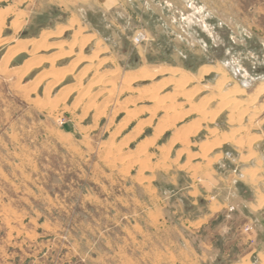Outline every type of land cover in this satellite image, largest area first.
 <instances>
[{
    "label": "rangeland",
    "instance_id": "1",
    "mask_svg": "<svg viewBox=\"0 0 264 264\" xmlns=\"http://www.w3.org/2000/svg\"><path fill=\"white\" fill-rule=\"evenodd\" d=\"M257 87L264 0H0V264H264Z\"/></svg>",
    "mask_w": 264,
    "mask_h": 264
},
{
    "label": "bare ground",
    "instance_id": "2",
    "mask_svg": "<svg viewBox=\"0 0 264 264\" xmlns=\"http://www.w3.org/2000/svg\"><path fill=\"white\" fill-rule=\"evenodd\" d=\"M1 19H2V18H1ZM72 20L74 21V19H72ZM71 22H72V21H71ZM71 22H70V23H71ZM13 25H15V24H13ZM211 70H212V68H209V67H208V68H205V69L203 70V73L200 74V78H202L204 75H208V74L211 72ZM157 72H158V70H157ZM161 72H162V71H161ZM172 73H173V72H172ZM161 74H162V73H161ZM148 75H149V73H148ZM151 75H152V74H151ZM157 75H158V74H157ZM181 75H182V74H181ZM185 75H186V76H185ZM182 76H184V78H188V79L190 78V76L187 77V74H186V73H184V75H182ZM171 77H172V76H171ZM179 77H180V76H179ZM192 77H193V76H192ZM192 77H191V78H192ZM224 77H226V76H224ZM147 78H148V77H147ZM180 78H182V77H180ZM180 78H179V79H180ZM226 78H227V77H226ZM226 78H225V79H226ZM139 79H140V78H139ZM177 79H178V78H177ZM177 79H176V80H177ZM179 79H178V81H179ZM165 80L168 81V79H165ZM165 80H164V83H165ZM170 80H172V82H173V79H172V78H170ZM174 80H175V78H174ZM190 80H191V79H190ZM178 81H176V82H178ZM180 81H181V80H180ZM162 82H163V81H162ZM172 82H171V83H172ZM164 83H163V84H164ZM172 84H173V83H172ZM176 84H177V83H176ZM185 84H186V85L180 89L182 92H186V91L188 90V89H187V87H188V86H187V82H185ZM188 84H189V83H188ZM161 85H162V84H161ZM164 85H166V84H164ZM180 85H184V84L182 83V84H180ZM167 86H168V85H167ZM173 86H174V85H173ZM260 86H261V85H260ZM260 86H259V87H260ZM213 87H215V88H213V89L218 90V91H221V90L224 89V83H223V82H220V83H218V84L215 83ZM237 87H238V85H237ZM178 88H179V86H178ZM239 88H240V87H238V89H239ZM257 88H258V87H257ZM174 89H175V88H174ZM185 89H187V90L184 91ZM204 89H205V88H204ZM180 90H179V92H180ZM256 90H257V89H256ZM258 90H259V91H260V90H264V87H263V88H262V87H261V88H258ZM258 90H257V92H259ZM254 91H255V90H254ZM177 92H178V91H177ZM257 92L255 93V95L257 94ZM149 93H150V92H149ZM180 93H181V92H180ZM180 93H179L178 95H180ZM186 93H187V92H186ZM194 93H195V92H194ZM194 93H192V95H193ZM181 94H183V93H181ZM195 94H197V93H195ZM175 95H176V94H175ZM175 95H174V97L177 96V95H176V96H175ZM236 95H237V94H236ZM150 96H151V95H150ZM186 96H187V95H186ZM172 97H173V96H172ZM187 97H188V96H187ZM191 97H192V96H191ZM253 97H254V96H253ZM189 98H190V97H188L187 102L189 101ZM214 98H215V97H214ZM223 98H224V97H223ZM249 98H250V97H249ZM255 98H256V97H255ZM145 99H146V98H145ZM153 99H155V98H153ZM153 99H152V100H153ZM169 99H170V98H169ZM175 99H176V98H175ZM227 99H229V98H227ZM227 99H226V100H227ZM148 100H149V99H148ZM150 100H151V98H150ZM190 100H192V99H190ZM231 100H232V99H231ZM238 100H239V99H238ZM245 100H246V99H245ZM245 100H243V101H245ZM248 100H249V99H248ZM252 100H253V99H252ZM166 101H167V102H165V101H164V102L167 103V104H171V105H172L173 98H171L170 100H166ZM221 101H222V100H221ZM223 101L225 102V100H223ZM223 101H222V102H223ZM185 102H186V101H185ZM230 102H231V101H230ZM245 102H247V100H246ZM158 103H159V102H158ZM162 103H163V102H162ZM165 103H163V104H165ZM193 103H194V102H193ZM234 103H235V102H234ZM249 103H250V101H249ZM173 104H174V103H173ZM180 104H181V103H180ZM229 104H231V103H229ZM240 104H241V103H240ZM240 104H238V105H240ZM181 105H185V104L182 103ZM181 105H180V106H177V108L179 107L178 109H176L177 112H178V111L180 112V111H182V109H184L185 106H181ZM186 105H187V104H186ZM222 105H223V104H222ZM226 105H227V104H226ZM230 106H231V105H230ZM233 106H234V105H233ZM233 106H231L232 108H231L230 113L233 112V109L235 110V108H237L236 106H234V107H233ZM170 107H171V106H170ZM170 107H169V108H170ZM201 107H202V106H200V108H201ZM204 107H205V106H204ZM221 107H222V106H221ZM225 107H226V106H225ZM195 108H197V110H198L199 107H195ZM217 108H218V107H217ZM222 108H223V107H222ZM228 108L230 109V107H228ZM162 109H163V107H162ZM215 109H216V108H215ZM227 110H228V109H227ZM254 110H255V109H254ZM168 111H169V110H168ZM168 111L166 110V112H168ZM171 111H172V110H171ZM200 111L205 112V111H204V108H203V110L200 109ZM214 111L217 112L218 109H217V110H214ZM193 112H194V111H193ZM216 112H215V113H216ZM191 113H192V112H191ZM207 113H208V112H207ZM207 113H206V115H207ZM213 113H214V112H213ZM230 113H229V114H230ZM238 113H239V112H238ZM238 113H237V114L235 113V115H238ZM247 113H248V111H247ZM249 113H250V112H249ZM170 114H171V113H170ZM187 114H188V113H187ZM196 114H197V113H196ZM216 114H217V113H216ZM250 114H251V113H250ZM252 114H253V112H252ZM177 115H178V114H177ZM204 115H205V114H204ZM211 115H212V113H211ZM218 115H219V114H218ZM230 115H231V114H230ZM242 115H243V114H242ZM171 116H172V115H171ZM208 116H209V120H213V119H212L213 117H211V119H210V115H208ZM214 116H216V115H214ZM233 116H234V114H233ZM249 116H250V115H249ZM166 117H167V116H166ZM168 117H169V116H168ZM168 117H167V118H168ZM171 118H172V117H171ZM176 118H177V117H176ZM200 118H201V116H200ZM237 118H238V117H237ZM252 118H253V117H252ZM252 118H251V119H252ZM181 119H182V118H181ZM201 119L204 120L203 118H201ZM205 119H206V118H205ZM229 119H230V118H229ZM229 119H228V120H229ZM247 119H248V117H247ZM235 120H236V119H235ZM235 120H233V121H235ZM176 121H177V120H176ZM238 121H239V120H238ZM228 122H229V121H228ZM231 122H232V121H231ZM235 122H236V121H235ZM174 123H176V122H174ZM238 123H240V121H239ZM196 128H197V127H196ZM161 130H162V129H161ZM235 130H237V129H235ZM245 130H246V129H245ZM195 131H196V130H195ZM214 131H216V129H214ZM223 131H224V130H223ZM238 131H239V130H238ZM230 132H231V130H230ZM232 132H233V130H232ZM232 132H231V133H232ZM210 133H213V132H210ZM224 133H225V132H223V134H224ZM228 133H229V132H228ZM228 133H225V135L228 134ZM231 133H229V134L231 135ZM232 134H233V133H232ZM223 136H224V135H223ZM224 137H225V139H226L227 136H224ZM224 137L221 136V138H224ZM231 138H232V136H231ZM180 140H181V139H180ZM181 141H182V140H181ZM181 144H182V143H181ZM237 145L239 146L240 144H237ZM179 153H180V152H179Z\"/></svg>",
    "mask_w": 264,
    "mask_h": 264
},
{
    "label": "crops",
    "instance_id": "3",
    "mask_svg": "<svg viewBox=\"0 0 264 264\" xmlns=\"http://www.w3.org/2000/svg\"><path fill=\"white\" fill-rule=\"evenodd\" d=\"M228 176H231V178H230V180H231V185L233 186V184H234V182L237 180V176H238V174H236L235 172H233V173H230ZM232 182H233V184H232ZM233 189L235 190V188L233 187ZM250 204V206H253V207H256V205L255 204H253L252 202H250L249 203ZM219 206L220 207H225V208H230L231 206H229V204H227V202H223V203H221V202H219ZM252 209V208H251Z\"/></svg>",
    "mask_w": 264,
    "mask_h": 264
},
{
    "label": "built area",
    "instance_id": "4",
    "mask_svg": "<svg viewBox=\"0 0 264 264\" xmlns=\"http://www.w3.org/2000/svg\"><path fill=\"white\" fill-rule=\"evenodd\" d=\"M143 38H144L143 34H142L141 32H138V33L135 35L134 40H135L136 43H138V42L142 41Z\"/></svg>",
    "mask_w": 264,
    "mask_h": 264
}]
</instances>
